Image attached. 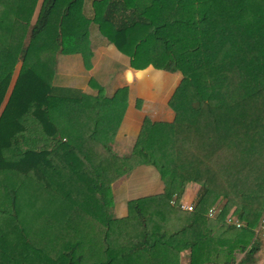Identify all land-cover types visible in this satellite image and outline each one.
Masks as SVG:
<instances>
[{"label":"trees","instance_id":"trees-1","mask_svg":"<svg viewBox=\"0 0 264 264\" xmlns=\"http://www.w3.org/2000/svg\"><path fill=\"white\" fill-rule=\"evenodd\" d=\"M83 3L0 0V264H179L185 251L249 264L264 232V0H93L90 19ZM89 24L129 68L181 76L172 121L144 118L124 154L127 88L106 97L90 79L91 96L55 75L57 54L88 67ZM139 166L163 192L116 218L111 185Z\"/></svg>","mask_w":264,"mask_h":264},{"label":"crops","instance_id":"crops-1","mask_svg":"<svg viewBox=\"0 0 264 264\" xmlns=\"http://www.w3.org/2000/svg\"><path fill=\"white\" fill-rule=\"evenodd\" d=\"M92 0H84L83 15L90 19ZM88 4V5H87ZM92 24L88 26L87 49L91 53L87 68L80 52L57 54L55 75L60 86L75 88L94 96L96 91L88 82L93 79L110 97L117 89L127 88V105L116 131L113 148L119 154L128 152L138 134L142 120L171 122L173 113L168 100L177 87L179 73L155 70L151 66L137 71L129 68L128 59L109 44ZM113 196L112 213L116 218L125 216L127 201L150 198L162 194L163 184L154 170L147 166L136 167L126 178H120L111 185ZM198 186L188 183L180 197V203L195 201ZM257 251L249 264H264V232L256 237ZM179 264H188V252L180 254Z\"/></svg>","mask_w":264,"mask_h":264},{"label":"built area","instance_id":"built-area-1","mask_svg":"<svg viewBox=\"0 0 264 264\" xmlns=\"http://www.w3.org/2000/svg\"><path fill=\"white\" fill-rule=\"evenodd\" d=\"M192 207H193V205H191V204H189V205L188 204H182V203L179 204V208L181 210H183V211H191ZM215 212L216 211H215L214 208L213 209H209L207 211V217L208 218H213L214 215L216 214ZM223 222H224L225 225L233 226L236 229L240 228L241 225H242L235 217H233L231 215L225 216ZM257 230H264V217H262L260 219Z\"/></svg>","mask_w":264,"mask_h":264},{"label":"rangeland","instance_id":"rangeland-1","mask_svg":"<svg viewBox=\"0 0 264 264\" xmlns=\"http://www.w3.org/2000/svg\"><path fill=\"white\" fill-rule=\"evenodd\" d=\"M93 1V0H92ZM88 5V4H87ZM83 12V11H82ZM97 35V37L96 38H99L98 36V33H96ZM58 82V81H57ZM58 83H60V82H58ZM129 201H132V202H136L137 200H135V199H132V200H128L127 202H129ZM169 204H172V201H170L169 202ZM180 204V203H179ZM194 204V202L192 203V205ZM220 207H221V205L219 204V205H217V206H214L213 208L215 209V211L217 212L219 209H220ZM215 212V213H216ZM228 215H230V214H227L226 216H228ZM262 217H264V213H262V215L260 216V219L262 218ZM260 219H259V221H260Z\"/></svg>","mask_w":264,"mask_h":264}]
</instances>
